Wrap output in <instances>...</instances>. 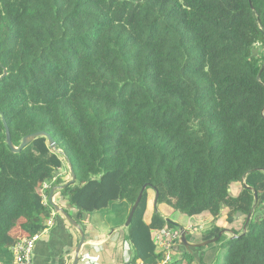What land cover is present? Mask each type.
Segmentation results:
<instances>
[{"label": "trees", "instance_id": "trees-1", "mask_svg": "<svg viewBox=\"0 0 264 264\" xmlns=\"http://www.w3.org/2000/svg\"><path fill=\"white\" fill-rule=\"evenodd\" d=\"M4 120L15 146L46 131L57 149L13 152ZM110 183L118 198L96 213L112 227L146 186L134 261L165 259L155 231L183 228L167 206L211 224L199 242L233 232L171 264H218L223 247L222 264H264V0H0V264L48 228L44 194Z\"/></svg>", "mask_w": 264, "mask_h": 264}, {"label": "crops", "instance_id": "crops-1", "mask_svg": "<svg viewBox=\"0 0 264 264\" xmlns=\"http://www.w3.org/2000/svg\"><path fill=\"white\" fill-rule=\"evenodd\" d=\"M60 177L68 180L66 170ZM55 189L53 200L72 216L83 230L81 232L63 213L55 209L57 214L54 224L43 232L36 244L34 264H74L77 256L79 257L77 264H129L134 261L135 253L127 236L126 223L121 227H112L114 221L104 219L96 213L108 207L110 200L118 198L119 187L116 184L110 183L102 188L88 186L82 190H75L76 197H70L72 201L69 197L57 193L59 189ZM159 208L165 218L172 219L175 214L172 208L166 209L161 206ZM92 211L95 213L90 216L88 212ZM241 222L235 221V226L240 227ZM206 226L204 225L205 228ZM208 227H211L210 224ZM17 232L19 230L13 231L15 235ZM194 239V235L191 234L189 240L199 242Z\"/></svg>", "mask_w": 264, "mask_h": 264}, {"label": "water", "instance_id": "water-1", "mask_svg": "<svg viewBox=\"0 0 264 264\" xmlns=\"http://www.w3.org/2000/svg\"><path fill=\"white\" fill-rule=\"evenodd\" d=\"M7 75V71L5 70L4 72V75L5 76ZM4 124H5V129H6V136H7V143L9 145V147L11 148V150L13 152H20L22 149H24L27 145H29L30 143H32L35 139L39 138V137H46L49 141V144H50V147L54 150L57 149V143L56 141L54 140V138L51 136V134H49L48 132L46 131H39V132H36V133H33V134H30V135H27L23 138V141L21 143V145L19 147L15 146L13 141H12V136H11V131H10V128L7 124V122L4 120ZM69 168H70V171H71V175H72V178L66 182V184L63 186V187H66L68 186L69 184L71 183H74L75 182V174H74V171L72 169V165L69 163ZM146 186H144L136 200V202L134 203L133 205V208L131 210V213L126 221V227H128L130 224H131V221H132V218H133V215L143 197V193H144V190H145ZM54 191H56V189L54 188L52 191H51V194L49 196V202L51 203V205L57 209L60 213H63L66 218L75 226L78 227V229H80V231L82 232V227L78 225V223L75 221V219L68 215L64 209H62L54 200H53V197H54ZM158 195V194H157ZM255 198L257 200L258 198V193L255 192ZM246 229H247V225H245L244 227V232H246ZM230 233H233V232H230L228 229L226 230H223L219 233L218 236L216 237H213L211 239H208V240H205V241H202V242H193V241H190L188 239V236L190 234V232L188 230H186L185 228H181L180 229V238L178 239L176 245H175V251L176 252H179L181 251V249H185L191 253H193L194 249L195 248H202V247H206L207 245L209 244H212V243H215L218 241V239L223 235V234H226V235H229ZM232 237H236V235H233ZM83 240L84 239V234L82 233V242H84ZM78 253V252H77ZM79 257L77 256L76 259H75V263L74 264H77L78 263V259Z\"/></svg>", "mask_w": 264, "mask_h": 264}, {"label": "built area", "instance_id": "built-area-1", "mask_svg": "<svg viewBox=\"0 0 264 264\" xmlns=\"http://www.w3.org/2000/svg\"><path fill=\"white\" fill-rule=\"evenodd\" d=\"M50 184H45L44 189H48ZM48 197L44 194V201L47 202ZM57 212L53 210L52 217L47 223L49 228L54 224L55 215ZM193 227H190L189 230H193ZM45 229L43 232H45ZM42 233H39L33 237L25 238L17 243L13 247V253L15 257V264H34V251L37 242L42 236ZM155 243L158 245L159 249L164 252L165 259L158 264H167L172 262V253L175 252V245L180 238V231L176 229L168 228L163 231H155ZM129 264H145L143 261H132Z\"/></svg>", "mask_w": 264, "mask_h": 264}, {"label": "rangeland", "instance_id": "rangeland-1", "mask_svg": "<svg viewBox=\"0 0 264 264\" xmlns=\"http://www.w3.org/2000/svg\"><path fill=\"white\" fill-rule=\"evenodd\" d=\"M69 160L68 158H65V164L66 166L68 165L69 166ZM66 171L68 172V168H66ZM66 172V173H67ZM241 190V185L240 184H235L234 185V193H237ZM162 208H166V209H169V207L167 206H161ZM173 211V210H172ZM175 212V214L172 216V221H179L177 222L178 225L180 227H183L185 228L186 230H188L191 234L194 235L195 237V241H198L201 237L202 234L206 233L211 227H208V225L206 226L207 228H205L203 225H199V226H195V229L194 230H189L187 228L190 227V223L193 221L189 216H186L184 214H182L181 212L179 211H173V213ZM226 211H224L222 214H221V217L218 221V224L219 225H222V226H227V221H226V216H227V212L225 213ZM237 218V217H236ZM240 221H243V218L240 219ZM211 226V224H210ZM17 235H21L20 232H17L16 233ZM190 234V235H191ZM215 243H212V244H209V245H214ZM224 248V247H223ZM221 248L220 252H219V263L218 264H222L223 263V258H224V255L226 253V249L224 248ZM172 257L174 258V261L179 259L181 257V252H173L172 253Z\"/></svg>", "mask_w": 264, "mask_h": 264}]
</instances>
